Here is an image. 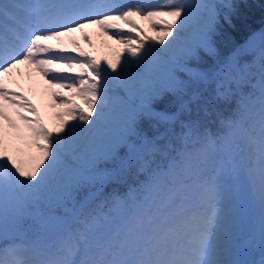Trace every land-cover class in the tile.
<instances>
[{
    "label": "snow or ice",
    "instance_id": "obj_1",
    "mask_svg": "<svg viewBox=\"0 0 264 264\" xmlns=\"http://www.w3.org/2000/svg\"><path fill=\"white\" fill-rule=\"evenodd\" d=\"M218 7L205 0L123 10L110 0H0V264H250L236 258L239 228L231 182L239 183L241 174L261 208L258 238L264 252V48L258 90L243 91L246 69L234 58L220 67L237 84L239 99L230 116L218 118L215 131L193 120L148 139L137 124L144 113L170 121L148 101L164 91L182 95L189 84L207 78L189 63L200 60L201 50L215 53ZM163 16L172 23L156 41L166 45L161 56L120 35L125 26L137 31L136 18ZM224 21L231 24L230 16ZM88 28L126 45L129 57H138L136 64L132 59L121 64L118 55L102 66L73 38L82 33L91 44ZM20 66L39 76L59 101L56 106L65 109L57 114L55 130L15 79L22 75ZM177 72H187L188 80H179ZM110 79L139 98L140 108L128 104L106 115ZM241 160L248 161L246 167ZM109 161L117 165L114 170L100 167ZM209 167L211 174L198 180ZM140 172L144 179L136 187L109 198V213L89 206V199L101 195L99 188L77 200L82 187ZM60 208L65 218L52 258L36 259L30 244L10 238V223L19 232L26 217L47 222Z\"/></svg>",
    "mask_w": 264,
    "mask_h": 264
},
{
    "label": "rangeland",
    "instance_id": "obj_2",
    "mask_svg": "<svg viewBox=\"0 0 264 264\" xmlns=\"http://www.w3.org/2000/svg\"><path fill=\"white\" fill-rule=\"evenodd\" d=\"M110 2L120 5L121 10H123L124 6L135 7L137 5L151 9H163L167 6L169 0H110ZM205 2H211L219 5L218 12L220 14V27L223 28L224 23H221V19L224 21V16L226 15V13H224V9H228L229 11L231 6L235 4V0H205ZM136 23L138 25L137 31L129 33L127 31V27L125 26L124 30L120 32V35H123L125 37L132 36L137 41H142L145 50H147L148 48L154 49L153 55L155 56L163 55L161 49L166 45H160L156 41L162 34V32L167 29L168 25L172 23V19L167 16L158 17L154 21H147L136 18ZM220 27L215 35L220 33ZM85 31L91 37V44L85 42L82 33H76L73 38L80 43L84 51L90 53L97 60L101 61L102 66L106 67L105 62L115 63L118 55L120 56L121 64H123L125 59H132L133 65L136 64V60L138 59V57L134 59L130 58L126 45L119 44L114 40L108 39V37L103 35L98 28H88ZM185 35H188V33H186ZM169 39H172V37H169ZM239 47L240 48L238 50H236L237 48L233 50H236L234 52V55H232V51L228 56H220L216 49L214 54H209L201 50L200 60L195 63L190 62L189 67H196L199 71L207 73V78L195 84H189L186 93L179 96L172 91H164L158 97L159 100H163V97L166 98V106L162 108V112L160 114L166 115V112L168 113V116L169 114H173L174 108L176 106L180 107L182 101L185 103L196 92H199V90L203 88L204 84L213 78L217 70L229 58H234L237 62V57L241 56L247 60L243 62L245 66L248 65L249 67H253L254 65H256L257 61L260 60V51L262 48H264V40H262L260 36H256L248 40L246 46L242 44V46ZM255 57H257L256 60ZM134 70L137 72L144 71L143 68H136ZM18 72L22 73V75H16L15 79L19 82L24 94L40 110L41 116L43 117L44 122L47 124V126L50 129L55 130L59 124V121L56 118L57 114L64 111L65 109L56 106L59 101H53L50 93L47 91V85H45V83L39 76H37L35 73L30 74V71L26 66H20ZM253 72L254 71H251V74H253ZM176 75L179 80H188L187 72H177ZM64 92L68 93L69 90L65 89ZM155 99L148 101V104L153 103ZM75 102L80 104L84 108L85 113H87L88 109L86 105L83 104V101L76 100ZM128 104H132L133 106L140 108L141 101L139 98L130 97L124 87L118 86L116 81L110 79L106 115H114L116 112L120 111L124 106H127ZM149 117L152 116H149L147 114L145 120ZM93 118H95V115L93 116ZM157 122L159 121L156 119L154 124H156ZM69 123H74V121H69ZM142 133L144 134V132ZM247 163L248 161L241 160L239 162V165L241 168H243L246 167ZM116 166L117 165L111 161L100 165L102 169L107 171H112ZM111 167H113L112 170H110ZM206 169L212 171L211 167ZM231 183L237 202V223L239 228L237 239L239 252L236 258L250 262V264H260V261L264 259V252H262L260 248L258 238L261 218V208L259 202L253 195L242 174L239 183H236L234 181ZM98 185L99 184H93L82 187L77 194V200L80 202L85 201L91 191ZM68 207H71V205H68ZM97 211L101 213H109V211ZM49 215L55 217V219H50L45 222L42 221L39 216L33 215L26 217L24 220L22 231L15 233L11 231L12 225L11 223L9 224L10 238H28V236L30 235L41 232L37 238L32 239L31 241L18 240V242L22 241L30 244L33 247L34 257L40 260L52 258V254L56 250L57 237L61 231L60 225L65 218V212L63 208L57 209ZM253 247H256V249L260 250V257L257 258L253 255Z\"/></svg>",
    "mask_w": 264,
    "mask_h": 264
},
{
    "label": "trees",
    "instance_id": "obj_3",
    "mask_svg": "<svg viewBox=\"0 0 264 264\" xmlns=\"http://www.w3.org/2000/svg\"><path fill=\"white\" fill-rule=\"evenodd\" d=\"M224 13L230 16L231 24L221 19V23H224L223 28L220 27V33L213 37V47L220 56H228L235 48L242 46L249 37L264 26V0H235V4L231 6L229 11L228 9H224ZM260 37L264 40V31ZM237 58V64L246 69L243 91L258 90L260 87V60L253 67H249L248 65H244L243 62L247 61L244 57L240 56ZM251 71H254L253 74H251ZM238 99L237 84L220 73L212 83H209L204 88L199 98L192 100L187 108L181 110L175 123H172V120L176 116L178 106L174 108L173 114H169L172 119L168 122L159 121L154 124L156 119L149 117L145 120L147 113H144L137 118V124L139 131L144 132V136L148 139L157 135L168 126H171L175 131H179L181 122L188 123L193 120L199 121L203 127L215 131L218 127V118L230 116L237 106ZM148 106L153 112L161 113L162 108L166 106V98L163 97V100L157 98L153 103L148 104ZM166 115L168 116L167 112ZM112 169L113 167L110 168V170ZM202 174L206 176L204 177L206 179L211 174V171L204 169L202 170ZM143 179V172H140L138 175L124 173L118 178H114L105 191L90 205V208L96 211H109L111 208L109 198L113 194L123 197L129 192L130 188L137 186L138 180ZM37 235H40V232L28 236V238L31 239Z\"/></svg>",
    "mask_w": 264,
    "mask_h": 264
},
{
    "label": "bare ground",
    "instance_id": "obj_4",
    "mask_svg": "<svg viewBox=\"0 0 264 264\" xmlns=\"http://www.w3.org/2000/svg\"><path fill=\"white\" fill-rule=\"evenodd\" d=\"M151 35V34H150Z\"/></svg>",
    "mask_w": 264,
    "mask_h": 264
}]
</instances>
